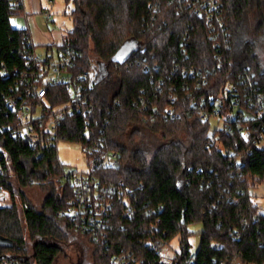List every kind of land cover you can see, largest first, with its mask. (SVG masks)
<instances>
[{
  "label": "trees",
  "instance_id": "1",
  "mask_svg": "<svg viewBox=\"0 0 264 264\" xmlns=\"http://www.w3.org/2000/svg\"><path fill=\"white\" fill-rule=\"evenodd\" d=\"M72 1L74 28L55 49L81 53L70 69L71 81L87 75L82 92L93 111L67 116L60 131L83 148L100 142L121 161L110 169L88 159L101 184L116 189L109 195L106 243L80 237L93 249L95 264H110L111 256L123 252L141 264H166L153 245L174 240L179 250L170 264H264V211L251 196L252 188L264 184V144H247L238 132L240 124L249 125L252 139L264 140V117L255 110L264 107L258 104L264 99V69L256 53L264 35V0H223L221 16L232 49L221 61L214 58L217 49L207 24L183 12L184 0ZM24 10L23 0H0V93L15 85L29 63L30 34L12 24ZM252 15L255 31L246 34ZM100 66L106 70L102 76ZM245 73L250 78L241 85ZM229 82L239 87L251 117L213 126L199 111L212 116ZM45 100L51 107L67 103L65 86L49 88ZM170 108L176 117L168 114ZM224 108L222 102L221 114ZM13 119L0 111V123ZM210 139L213 145L207 147ZM3 144L14 176L5 182L12 205L0 212V235L14 246L0 248V260L55 264L67 249L83 243L70 239L56 217L75 197L62 179L66 166L55 147L32 150L9 136ZM225 149L236 155L226 156ZM34 187L47 190L41 211L26 196ZM196 224L203 229L194 250L191 239L198 232L189 227Z\"/></svg>",
  "mask_w": 264,
  "mask_h": 264
},
{
  "label": "built area",
  "instance_id": "2",
  "mask_svg": "<svg viewBox=\"0 0 264 264\" xmlns=\"http://www.w3.org/2000/svg\"><path fill=\"white\" fill-rule=\"evenodd\" d=\"M54 1L50 0L51 3H54ZM184 1L187 4L183 5V12L188 11L193 17L207 24L213 40V47L217 49L214 58L221 61L224 53L227 54L232 49L231 33L221 16L223 0ZM20 2L21 0H16V4ZM43 14L48 18L52 16L49 11ZM23 16L22 14L19 17L22 18ZM27 17L25 14L23 18L26 26L25 29L30 34L27 43L29 46V63L25 71L20 74V78L15 85L9 87L8 91L0 93V111L10 114L14 118V122L11 121L12 123H0V212L12 205V192L5 183L9 177L14 176L9 153L3 144L6 136L25 141L32 150H36L41 145L57 148L58 142L67 138L60 131V127L66 117L84 111L85 114L86 112L93 111L92 104L89 103L87 97L82 92L81 83L87 75L77 76L74 81H71L72 74L70 69L81 58V53L67 47L60 50L55 49V56H46L45 58L38 56L32 42ZM61 45L62 42L59 46ZM195 71L193 70L192 73ZM249 78V74L245 73L240 84L246 85ZM61 85L66 88L68 102L57 107H51L45 100L48 95V89ZM29 100L35 101L36 105H32ZM222 102L228 107L227 109L224 108V114H221ZM247 103H249L250 108L254 105L249 100H247ZM261 103L264 104L262 97L258 100V104ZM215 105L216 107L212 111V116L209 110L202 109L199 111L200 118L204 121L218 124L224 123L227 119L239 121L243 117L245 119L251 117V114L242 105V93L239 87L233 82H229L226 85L225 93L219 96ZM258 107L255 109L257 117L263 118L264 107ZM237 113H240L239 119H237ZM168 114L176 117L175 111L172 108L168 110ZM85 130H87V126ZM228 130L231 132L232 128L229 127ZM238 132L247 144L252 142L257 144V146L258 144H264L263 139L260 142L259 140L252 139V130L249 125L244 126L240 124ZM213 142L214 139H210L206 142V146H212ZM99 143L95 142L84 147L87 158H90L92 163H97L105 168L114 169L119 167L121 161L118 154L115 151L103 149ZM224 154L228 157L236 155L235 151L231 149H225ZM88 159L87 162L89 163ZM62 179L63 182L72 185L75 197L67 209L57 213V219L61 221L62 226L68 233L85 236L89 239L90 243L104 245L107 240L108 223L111 218L112 209L109 195H113L116 189L102 185L99 178L95 176L93 167L90 165L87 172L67 170ZM160 243L154 244L153 247L161 257L162 262L170 264L171 261L165 257L164 252L169 244L161 246ZM0 264L26 263L16 259L5 258L0 260ZM110 264L141 263L132 257L131 252H123L122 254L111 256Z\"/></svg>",
  "mask_w": 264,
  "mask_h": 264
},
{
  "label": "rangeland",
  "instance_id": "3",
  "mask_svg": "<svg viewBox=\"0 0 264 264\" xmlns=\"http://www.w3.org/2000/svg\"><path fill=\"white\" fill-rule=\"evenodd\" d=\"M31 2L33 3L34 9H26L23 15L25 16L26 14L28 16L29 30L35 46V52L42 58L55 56V46L59 45L62 42L63 36L74 28L71 17L74 8L73 1L55 0L54 3H51L50 0H32ZM38 8L40 10L42 9V12L40 10L38 11ZM48 11L52 15L51 18L43 14ZM23 17H14L12 20L13 26L16 28H26ZM256 24L255 17L253 15L250 16L246 22V34H249V31L254 33ZM249 38H251L250 35L248 36ZM49 46L52 48H49ZM256 53L264 69V35L257 42ZM99 72L101 76L104 75L106 72L105 67L100 66ZM215 124L217 123L213 122V126ZM57 150L60 162L66 166L67 170H75L78 172H87L89 170L87 153L79 143L60 140L57 145ZM26 196L35 210H43L47 190L34 187L26 190ZM251 196L254 203L264 211V184H259L257 188H252ZM17 207L21 209L19 201L17 202ZM189 229L198 232L191 239L193 249L196 250L201 240L199 232L202 231L203 226L201 224L191 225ZM25 237L31 243L27 233ZM80 237L74 233L70 234V239H80L83 243H76V245L71 246L66 250V253L60 255L55 264H95L93 249ZM178 250L177 240H174L164 250L165 257L171 260Z\"/></svg>",
  "mask_w": 264,
  "mask_h": 264
},
{
  "label": "water",
  "instance_id": "4",
  "mask_svg": "<svg viewBox=\"0 0 264 264\" xmlns=\"http://www.w3.org/2000/svg\"><path fill=\"white\" fill-rule=\"evenodd\" d=\"M13 246H14V243L12 240L0 235V248L11 249L13 248Z\"/></svg>",
  "mask_w": 264,
  "mask_h": 264
},
{
  "label": "crops",
  "instance_id": "5",
  "mask_svg": "<svg viewBox=\"0 0 264 264\" xmlns=\"http://www.w3.org/2000/svg\"><path fill=\"white\" fill-rule=\"evenodd\" d=\"M32 0H23V2H24V8H25V10L26 9H34V7H33V3L31 2ZM40 10V8H38V11ZM42 10V9H41Z\"/></svg>",
  "mask_w": 264,
  "mask_h": 264
}]
</instances>
